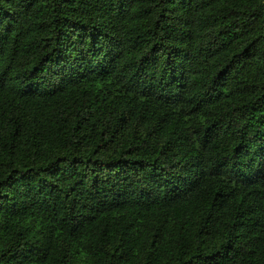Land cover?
Returning a JSON list of instances; mask_svg holds the SVG:
<instances>
[{
	"label": "trees",
	"instance_id": "1",
	"mask_svg": "<svg viewBox=\"0 0 264 264\" xmlns=\"http://www.w3.org/2000/svg\"><path fill=\"white\" fill-rule=\"evenodd\" d=\"M0 264H264V0H0Z\"/></svg>",
	"mask_w": 264,
	"mask_h": 264
}]
</instances>
